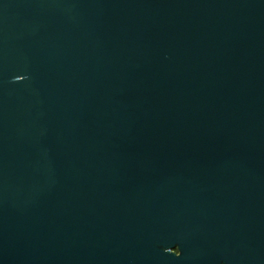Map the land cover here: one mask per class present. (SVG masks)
<instances>
[{
    "label": "water",
    "instance_id": "obj_1",
    "mask_svg": "<svg viewBox=\"0 0 264 264\" xmlns=\"http://www.w3.org/2000/svg\"><path fill=\"white\" fill-rule=\"evenodd\" d=\"M0 264H264V0H0Z\"/></svg>",
    "mask_w": 264,
    "mask_h": 264
}]
</instances>
